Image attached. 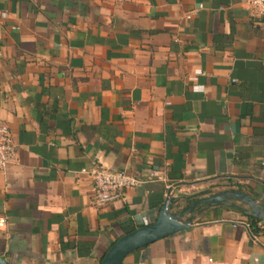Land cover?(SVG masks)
Listing matches in <instances>:
<instances>
[{"label":"crops","instance_id":"0c3cea01","mask_svg":"<svg viewBox=\"0 0 264 264\" xmlns=\"http://www.w3.org/2000/svg\"><path fill=\"white\" fill-rule=\"evenodd\" d=\"M261 23L248 0H0V120L16 146L0 259L101 264L170 199L174 212L240 191L264 209ZM95 162L139 184L97 205ZM244 211L197 205L189 228L122 264H264Z\"/></svg>","mask_w":264,"mask_h":264},{"label":"water","instance_id":"95a60500","mask_svg":"<svg viewBox=\"0 0 264 264\" xmlns=\"http://www.w3.org/2000/svg\"><path fill=\"white\" fill-rule=\"evenodd\" d=\"M227 199H234L245 204L249 208V211H244L246 214L264 222L263 207L257 204L255 199L240 191H230L208 196L195 201L191 206L181 208L174 212L172 211V207L175 205V200H166L158 212L157 219L153 223L138 227L132 232L120 237L105 253L101 264H122L123 260L129 254L155 241L189 228L192 224L193 216L188 219L184 218L186 214L193 212L197 205L208 204V207H213L220 203H226ZM0 264L7 263L0 259Z\"/></svg>","mask_w":264,"mask_h":264},{"label":"built area","instance_id":"2783aa9c","mask_svg":"<svg viewBox=\"0 0 264 264\" xmlns=\"http://www.w3.org/2000/svg\"><path fill=\"white\" fill-rule=\"evenodd\" d=\"M250 8L262 18L264 30V0H248ZM16 146L8 127L0 120V172L13 162ZM87 174L93 183V201L97 205L120 202L125 199L128 189L135 187L139 181L126 170H110L93 163ZM4 223V220H2Z\"/></svg>","mask_w":264,"mask_h":264},{"label":"trees","instance_id":"16d2710c","mask_svg":"<svg viewBox=\"0 0 264 264\" xmlns=\"http://www.w3.org/2000/svg\"><path fill=\"white\" fill-rule=\"evenodd\" d=\"M259 224L260 221L254 217L249 216L246 218V225L253 235L262 234L264 232V228H261Z\"/></svg>","mask_w":264,"mask_h":264},{"label":"flooded vegetation","instance_id":"af4514ba","mask_svg":"<svg viewBox=\"0 0 264 264\" xmlns=\"http://www.w3.org/2000/svg\"><path fill=\"white\" fill-rule=\"evenodd\" d=\"M233 201V200H232ZM235 201V200H234ZM235 202H237V205H242V203H240L239 201H235ZM219 205H229V206H235L234 204H231V202L230 201H226V203H220ZM201 206H204L205 208H209L208 207V204H203V205H201ZM195 211V210H194ZM193 211V212H194ZM193 212H191V213H189V214H186V216H185V218L187 217V218H189V217H191V216H193Z\"/></svg>","mask_w":264,"mask_h":264},{"label":"rangeland","instance_id":"374dc122","mask_svg":"<svg viewBox=\"0 0 264 264\" xmlns=\"http://www.w3.org/2000/svg\"><path fill=\"white\" fill-rule=\"evenodd\" d=\"M222 191H229V190H227V189H223ZM231 204H234V205H237V202H235V201H231Z\"/></svg>","mask_w":264,"mask_h":264}]
</instances>
